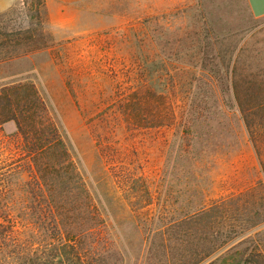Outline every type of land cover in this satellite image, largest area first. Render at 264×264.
Here are the masks:
<instances>
[{"label": "rangeland", "instance_id": "1", "mask_svg": "<svg viewBox=\"0 0 264 264\" xmlns=\"http://www.w3.org/2000/svg\"><path fill=\"white\" fill-rule=\"evenodd\" d=\"M252 16L247 0H17L0 13V105L32 116L33 85L97 214L84 243L109 264H264V173L217 79L202 87L221 94L210 114L185 119L203 52L220 63L236 46L238 74L264 78ZM34 176L14 121L0 124V204L32 221Z\"/></svg>", "mask_w": 264, "mask_h": 264}, {"label": "trees", "instance_id": "2", "mask_svg": "<svg viewBox=\"0 0 264 264\" xmlns=\"http://www.w3.org/2000/svg\"><path fill=\"white\" fill-rule=\"evenodd\" d=\"M231 29H227L226 39ZM209 45L206 43L202 49ZM236 48L226 50L227 60L220 63L215 61L217 56L213 57L211 51L201 54L198 60L205 76L201 74L197 80L185 119L189 123L192 119L206 117L210 114L207 104L215 106L218 97L227 94L228 113L233 115L234 109L238 113L264 173V78L238 74V60L233 64L231 59ZM206 67L208 72H205ZM214 79L224 88L221 94L202 89L213 86ZM6 103L0 105V124L14 121L32 163L36 191L43 202L27 208L32 210L29 214L38 216L33 221L13 215L7 206L0 204V264H109L99 256L94 240L88 246L84 243L86 238L94 236L97 214L87 204L86 188L43 100L32 85V116L26 117L25 110H12L8 98ZM26 105L31 108V103ZM26 105L23 107L27 109ZM78 199L83 203H77ZM32 226L42 230L35 239Z\"/></svg>", "mask_w": 264, "mask_h": 264}, {"label": "crops", "instance_id": "3", "mask_svg": "<svg viewBox=\"0 0 264 264\" xmlns=\"http://www.w3.org/2000/svg\"><path fill=\"white\" fill-rule=\"evenodd\" d=\"M17 0H0V13H3L10 9ZM58 5H68L77 3L81 0H50ZM252 15L256 18L264 17V8L261 7L264 4V0H247Z\"/></svg>", "mask_w": 264, "mask_h": 264}]
</instances>
